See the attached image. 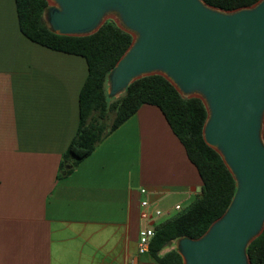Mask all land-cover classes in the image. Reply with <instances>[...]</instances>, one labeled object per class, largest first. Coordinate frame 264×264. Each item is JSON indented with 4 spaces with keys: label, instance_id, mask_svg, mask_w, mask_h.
Segmentation results:
<instances>
[{
    "label": "crops",
    "instance_id": "0c3cea01",
    "mask_svg": "<svg viewBox=\"0 0 264 264\" xmlns=\"http://www.w3.org/2000/svg\"><path fill=\"white\" fill-rule=\"evenodd\" d=\"M86 73L82 57L24 36L15 0H0V264H155L137 254L140 200L166 219L199 193L195 166L150 104L62 166Z\"/></svg>",
    "mask_w": 264,
    "mask_h": 264
},
{
    "label": "water",
    "instance_id": "95a60500",
    "mask_svg": "<svg viewBox=\"0 0 264 264\" xmlns=\"http://www.w3.org/2000/svg\"><path fill=\"white\" fill-rule=\"evenodd\" d=\"M46 1L53 33L84 36L110 19L131 35L106 75L108 98L158 74L202 101V138L235 191L199 237H179L174 248L182 264H250L246 247L264 229V0L230 10L203 0Z\"/></svg>",
    "mask_w": 264,
    "mask_h": 264
},
{
    "label": "trees",
    "instance_id": "16d2710c",
    "mask_svg": "<svg viewBox=\"0 0 264 264\" xmlns=\"http://www.w3.org/2000/svg\"><path fill=\"white\" fill-rule=\"evenodd\" d=\"M203 1L230 10L251 5L256 0ZM15 6L19 29L24 36L46 48L80 56L86 63L87 73L78 93V123L63 155V167L74 166L89 155L105 135L140 105H154L162 112L189 161L195 166L201 185L198 195L186 209L152 225L154 234L146 254L155 264H182L174 246L168 247L179 237H199L223 213L235 191V182L221 157L202 138L206 118L202 101L196 97H182L158 74L136 79L118 98H108L106 75L130 44L129 33L108 19L92 34L59 35L50 31L43 21L46 0H15ZM109 111H114V117L104 130L100 119ZM246 253L250 264H264V229L247 245Z\"/></svg>",
    "mask_w": 264,
    "mask_h": 264
},
{
    "label": "built area",
    "instance_id": "2783aa9c",
    "mask_svg": "<svg viewBox=\"0 0 264 264\" xmlns=\"http://www.w3.org/2000/svg\"><path fill=\"white\" fill-rule=\"evenodd\" d=\"M141 193H145L144 188L140 189ZM149 202L146 198L140 200V206L143 210L140 212V218L144 221V225L138 230V240H137V254H145L148 251V245L150 238L153 236L154 231L152 225L155 223L156 216L161 214L159 209H155L153 212L148 211ZM175 209H180V205H174ZM128 264H141L136 258H130Z\"/></svg>",
    "mask_w": 264,
    "mask_h": 264
},
{
    "label": "rangeland",
    "instance_id": "374dc122",
    "mask_svg": "<svg viewBox=\"0 0 264 264\" xmlns=\"http://www.w3.org/2000/svg\"><path fill=\"white\" fill-rule=\"evenodd\" d=\"M120 96V95H119ZM118 96V97H119ZM118 97H116V98H118ZM115 97H113L112 99H116ZM113 117H114V111H109L108 113H107V115L103 118V119H100V123L101 124H103L104 125V130H106L108 127H109V125H110V123H111V121H112V119H113ZM154 210V207H152V209H150V211L152 212ZM162 213V212H161ZM164 219V215H158V216H156V219H155V221H161V220H163ZM174 246V244L172 243L168 248H170V247H173ZM168 248H166V249H168Z\"/></svg>",
    "mask_w": 264,
    "mask_h": 264
}]
</instances>
